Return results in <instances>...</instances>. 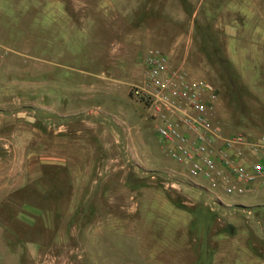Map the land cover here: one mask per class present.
I'll return each mask as SVG.
<instances>
[{
  "label": "rangeland",
  "instance_id": "374dc122",
  "mask_svg": "<svg viewBox=\"0 0 264 264\" xmlns=\"http://www.w3.org/2000/svg\"><path fill=\"white\" fill-rule=\"evenodd\" d=\"M209 1L211 42L190 69L216 87L224 132L249 135L264 104V0L248 13ZM96 3L0 0V264H264V190H218L216 203L185 176L129 93L139 63L105 62L113 26L81 8Z\"/></svg>",
  "mask_w": 264,
  "mask_h": 264
},
{
  "label": "built area",
  "instance_id": "2783aa9c",
  "mask_svg": "<svg viewBox=\"0 0 264 264\" xmlns=\"http://www.w3.org/2000/svg\"><path fill=\"white\" fill-rule=\"evenodd\" d=\"M129 93L143 102L169 158L189 180L223 203L218 190L243 195L264 190V135L224 134L216 87L174 67L158 49L148 51L143 76Z\"/></svg>",
  "mask_w": 264,
  "mask_h": 264
},
{
  "label": "crops",
  "instance_id": "0c3cea01",
  "mask_svg": "<svg viewBox=\"0 0 264 264\" xmlns=\"http://www.w3.org/2000/svg\"><path fill=\"white\" fill-rule=\"evenodd\" d=\"M210 6L209 0H97L95 6L90 8L85 5L81 8L86 11L91 9L92 12L95 10L100 21L113 26L110 31L115 39L109 45L111 52L104 56L105 62L111 61V67L116 70L121 68V62L137 61L139 74L136 76L142 78L143 61L151 49L163 52L174 67L186 71L191 76H199L198 70L190 69V63L196 54L206 55L204 46L206 48L211 42L207 33H201L203 26L200 17L203 11L209 12ZM241 6V11L248 13V0H241ZM120 35L122 37L118 38ZM242 41L243 44L247 43L246 39ZM112 54H120V58L114 59ZM114 61L120 63L115 64ZM218 105L219 103L215 102L216 113ZM259 107L261 112L253 119L256 127L254 132L249 133L251 136L264 135V104ZM218 123L221 124L219 118ZM220 128L222 133L227 134L221 125ZM8 176L7 170L0 166L2 205L7 201L2 192L9 186Z\"/></svg>",
  "mask_w": 264,
  "mask_h": 264
}]
</instances>
